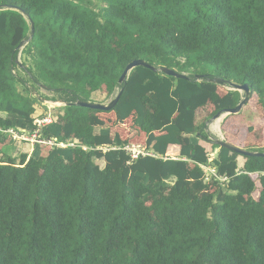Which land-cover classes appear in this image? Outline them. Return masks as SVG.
<instances>
[{"label": "trees", "instance_id": "16d2710c", "mask_svg": "<svg viewBox=\"0 0 264 264\" xmlns=\"http://www.w3.org/2000/svg\"><path fill=\"white\" fill-rule=\"evenodd\" d=\"M0 5L34 26L19 52L30 24L0 11V264H264V157H243L238 168V154L206 132L208 118L242 99L220 95L213 79L247 84L264 109V0ZM135 60L186 78L137 67L119 85ZM108 78L109 96L122 90L111 111L75 104L94 103ZM39 98L68 105L38 140L73 146L35 144L17 161L6 131L35 132L48 113H37ZM130 143L155 157L131 161ZM205 145L217 150L210 161ZM207 167L226 182H207Z\"/></svg>", "mask_w": 264, "mask_h": 264}, {"label": "rangeland", "instance_id": "374dc122", "mask_svg": "<svg viewBox=\"0 0 264 264\" xmlns=\"http://www.w3.org/2000/svg\"><path fill=\"white\" fill-rule=\"evenodd\" d=\"M101 69L102 68H98L97 73ZM99 76L100 77L103 76L102 71L99 72ZM102 82L103 83L98 84L99 88L96 89L95 92L91 94L90 101H93L94 103L106 105L111 100H113L117 92V89L115 88L112 95L109 96L107 92L112 88V83H111L112 80L111 78H108L107 84H105L104 81ZM228 91H230V88L228 86L225 87L222 85L221 87H218V93L220 95H224ZM41 94L52 97L51 95H47L43 92ZM240 95L242 98L243 94L240 93ZM56 103L59 104V102ZM52 106L53 104L51 103L39 102L38 104L35 105V108L37 109L38 114H46L50 110L52 113L62 107L61 105H57L54 106L53 108H50ZM212 110H213L212 107H206L198 111L197 114L198 123L201 122L207 116H209ZM101 117L110 120L106 115H102ZM213 117L208 118L206 122V126H207L206 132L211 137H213V139L223 138L228 143H232V141H234L233 145H236L237 147L244 150L253 149V150L264 151V109L261 108L260 105L258 104L255 95L250 96L249 102L242 108L239 114L227 115L220 122V126H218L217 130L215 128L216 121H212ZM205 146L208 154H210L209 156L215 158L217 150L212 149L210 145H205ZM140 147L141 149H144L143 146ZM7 148H8L7 153L13 156L17 161L20 159L22 155L25 154L28 155L30 154L31 151V145L26 143L22 144L20 148H18L17 146L14 147L13 145ZM100 151L102 153V151L104 152L105 149H102ZM95 163L100 168H104V162L101 157L97 158ZM243 163H244L243 157L241 156L237 157L238 168H241L243 166ZM254 181L257 183L258 177L254 176ZM252 197L254 199H257L258 187H256V190L253 193Z\"/></svg>", "mask_w": 264, "mask_h": 264}, {"label": "water", "instance_id": "95a60500", "mask_svg": "<svg viewBox=\"0 0 264 264\" xmlns=\"http://www.w3.org/2000/svg\"><path fill=\"white\" fill-rule=\"evenodd\" d=\"M3 10H14V11L19 12L20 14H22L27 19V21L30 24V33H29L28 40L21 42L20 45L18 46V50H19V52H21L24 49V47L28 44V42L33 37V34H34L33 23L30 21L28 15L26 13H24L21 9L17 8V7L7 6V5H0V11H3ZM137 67H144V68H147V69H151L154 72L159 71V72H161V73H163V74H165L167 76H171V77H174V78H181V79L186 78L185 74H180V73H177V72H175L173 70H170V69H167V68L156 69V68L150 66L149 64L145 63L142 60H135V61L131 62L130 64H128L124 68V70H123V72H122V74H121V76H120V78L118 80V84L119 85L124 84L126 82V79H127L128 75L130 74V72L133 69L137 68ZM211 82H213L215 84H218L220 86L226 85V86H228L230 88V91H236V92H239V93L243 94V97H242L241 101L238 103V105L235 108L217 113L213 117L212 121H216V120H221L222 121L227 115H237V114H239L240 111L242 110V108L249 102L250 89H249L247 84L237 85V84H233V83H230V82H226V81H224L222 79H213V80H211ZM121 93H122V90H120L116 94V96L113 98V100H111L106 105L98 104V103H92V102H76L75 104L77 106H79V107H82V108L108 112V111H111L114 108V106L116 105ZM39 101L40 102H44V103H51V102H48V101H46L45 99H42V98H39ZM51 104H55V106H57V103H51ZM58 105H61V106L64 107V106H67L68 104L59 103ZM215 143L220 148H225V149L229 150L232 153L238 154V156H241V157H264V153L246 151V150L241 149V148H239V147H237V146H235L233 144H230V143L226 142L223 138H215Z\"/></svg>", "mask_w": 264, "mask_h": 264}, {"label": "built area", "instance_id": "2783aa9c", "mask_svg": "<svg viewBox=\"0 0 264 264\" xmlns=\"http://www.w3.org/2000/svg\"><path fill=\"white\" fill-rule=\"evenodd\" d=\"M54 106L50 107L53 108ZM53 121V116L51 113V110L46 114V116L44 117H40V118H35V125H36V131L33 133H28L25 130H20L18 132H15L13 130H8L6 131L7 134H9L12 139L14 140V142L16 143V145L18 147L22 146V144L26 143V144H30L31 148L33 147V145L35 144H43V145H48L49 147L52 146H56V147H68V146H73V144H54L51 141H42V140H38V133L40 131V129L46 125H49L51 122ZM107 150V148L105 149V151ZM123 150L126 152V154H128V156L130 157V160H136L138 159V157H144V156H153V154H150L148 151L141 149L140 146H136V145H126ZM212 157H209V161L212 160ZM205 174H206V181L208 182L210 180V178H214L216 180H218L221 183L226 182L225 178H219L217 177L214 168H204Z\"/></svg>", "mask_w": 264, "mask_h": 264}, {"label": "crops", "instance_id": "0c3cea01", "mask_svg": "<svg viewBox=\"0 0 264 264\" xmlns=\"http://www.w3.org/2000/svg\"><path fill=\"white\" fill-rule=\"evenodd\" d=\"M108 117H109V119H113L112 115H109ZM170 149L172 150L171 155L172 156H177L176 155L177 154V150L175 148H172V147ZM149 153L153 154V156H155L152 150H149ZM172 158H174V157H172Z\"/></svg>", "mask_w": 264, "mask_h": 264}, {"label": "bare ground", "instance_id": "6f19581e", "mask_svg": "<svg viewBox=\"0 0 264 264\" xmlns=\"http://www.w3.org/2000/svg\"><path fill=\"white\" fill-rule=\"evenodd\" d=\"M53 106H55V104H53ZM220 121L221 120H216V122H215V128H216V130L218 129V126H220ZM219 129H220V127H219Z\"/></svg>", "mask_w": 264, "mask_h": 264}, {"label": "clouds", "instance_id": "9594fccd", "mask_svg": "<svg viewBox=\"0 0 264 264\" xmlns=\"http://www.w3.org/2000/svg\"><path fill=\"white\" fill-rule=\"evenodd\" d=\"M52 103V102H51ZM53 103H55V102H53ZM63 107V106H62ZM152 156V155H151ZM155 157V156H154ZM210 157V156H209Z\"/></svg>", "mask_w": 264, "mask_h": 264}]
</instances>
